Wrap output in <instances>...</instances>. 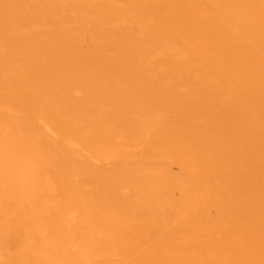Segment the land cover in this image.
Listing matches in <instances>:
<instances>
[{"label": "bare ground", "instance_id": "1", "mask_svg": "<svg viewBox=\"0 0 264 264\" xmlns=\"http://www.w3.org/2000/svg\"><path fill=\"white\" fill-rule=\"evenodd\" d=\"M0 264H264V0H0Z\"/></svg>", "mask_w": 264, "mask_h": 264}]
</instances>
